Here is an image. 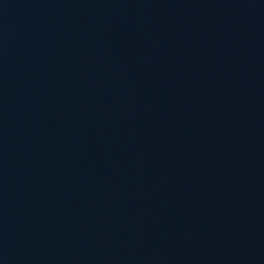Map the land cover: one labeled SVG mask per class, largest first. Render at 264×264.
Listing matches in <instances>:
<instances>
[{
  "label": "water",
  "instance_id": "95a60500",
  "mask_svg": "<svg viewBox=\"0 0 264 264\" xmlns=\"http://www.w3.org/2000/svg\"><path fill=\"white\" fill-rule=\"evenodd\" d=\"M0 264H264V0H0Z\"/></svg>",
  "mask_w": 264,
  "mask_h": 264
}]
</instances>
